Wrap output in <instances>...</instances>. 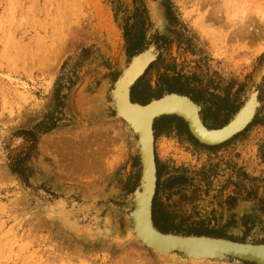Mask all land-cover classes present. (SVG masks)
Instances as JSON below:
<instances>
[{
	"label": "rangeland",
	"instance_id": "1",
	"mask_svg": "<svg viewBox=\"0 0 264 264\" xmlns=\"http://www.w3.org/2000/svg\"><path fill=\"white\" fill-rule=\"evenodd\" d=\"M158 3L168 34L146 40V0H0V264H158L143 246L112 238L123 234L117 209L137 185L138 160L123 122L95 92L151 43L159 53L132 100L182 93L221 125L264 68V0ZM263 83L244 104L254 102L252 115L259 99V113L219 145L156 121L152 216L162 231L234 241L256 229L257 240L237 241L264 245ZM123 149L127 162L115 169ZM16 160L20 174L10 168ZM155 254L163 264H195L180 249ZM221 254L196 264H261Z\"/></svg>",
	"mask_w": 264,
	"mask_h": 264
},
{
	"label": "water",
	"instance_id": "2",
	"mask_svg": "<svg viewBox=\"0 0 264 264\" xmlns=\"http://www.w3.org/2000/svg\"><path fill=\"white\" fill-rule=\"evenodd\" d=\"M146 3H147V10H148V14H149L152 26L146 32L145 39L149 40L150 37L155 32H157L160 35L167 36L168 32L166 30V25L164 22V18L162 16V12H161L158 0H155V1L146 0ZM145 45L146 47L142 51L137 52L136 54H133L132 56L129 57L128 60H125L121 63L119 74L113 82L104 81L99 86V89L95 93H100V96L102 98V108H104L110 114H112V118L120 119L123 122L124 127L126 128L128 134L131 136L132 143H133L132 151L136 155L137 160H138L139 176L137 180V185L128 195L125 196L124 205L121 208L117 209L118 213L122 215L123 222H124L123 234L119 235L116 232L112 238L118 244H127V243L134 242L139 246H143L153 255V257L156 259L158 264H163L161 258L157 254H155V252L151 250L147 245H145V243L142 242L143 239L141 238L139 234L138 223L136 221V217H134L135 211L138 209L137 197L140 195L141 192L144 191V187H143L144 186V183H143L144 176L143 175H144V167H145V157L143 155L144 146L147 147V155H148L147 158H148L150 167L152 169V174H153V180L151 184V194L148 198V206H147V221L152 227V229H154L156 232L161 233V234L163 233V234H175V235H183V236H206L210 238L228 239V240L231 238L210 236V235H204V234L202 235L185 234V233L175 232V231L165 232V231H162L154 223L153 216H152L153 215L152 214L153 198L156 193V184H157V170H156V161H155V154H154V140H155L154 124L155 122L162 117H176L182 120L183 124L186 126L187 133L199 144L208 146V147L219 145L229 140L234 135L238 134L239 132H241L247 127V125L252 121V119L259 113L258 110L260 109L262 105L259 99H258V104L255 107L253 114L244 123V125L229 132L228 135L226 136L223 135L222 138L220 137V138L211 139L205 135H201L197 133L193 127L192 119L196 121L197 126L202 130L204 134L225 129L231 123V121L236 117L237 113L241 111L247 98L252 92L255 91L258 97L259 90L257 89L256 85L261 82V79L264 76V68L257 74L252 84L249 85L245 89L244 94L240 97L241 99L240 105L234 111V113L227 119V121L222 123L219 126H213L209 120H206L203 117L202 110L204 109L205 105L196 103L189 96L182 94V93L164 90L160 96L151 97L144 103H140V102L132 100L131 98L132 87L136 84L139 78L144 74L145 70L149 67V65H151L156 60V57L159 53V50L156 48L154 44L145 43ZM151 47L153 48L154 56L146 63V65L143 67L141 72L134 77V79L131 81V84L128 86L127 92H126L127 93L126 101L128 103H130L131 105H136L139 108H149L153 110V112L150 114V117L148 119V131H147L148 136H147V141L145 142L142 140L141 132L136 130L135 127L129 126V124H127V122L124 119L118 117V115L120 114L118 112V106H117V100L115 99V93H116V85L119 82L120 75L124 71V69L127 66H130L131 63L135 60V58L138 55L144 53L147 49ZM263 86H264V83H263ZM180 99L188 102L190 105L193 106L194 114L192 116V119L186 114V112L182 108H180V104H181ZM170 102L173 104V106L170 105ZM89 108H96V107L91 106ZM235 233L237 232L233 231L232 235H235ZM232 239L234 241L239 240V241L245 242V241L254 240V239L257 240L258 238L256 235V229H255L253 232H250V234L244 240H240L236 238H232ZM175 259L176 258H174L173 260ZM173 260H169V262ZM181 264H186V263L183 262Z\"/></svg>",
	"mask_w": 264,
	"mask_h": 264
},
{
	"label": "bare ground",
	"instance_id": "3",
	"mask_svg": "<svg viewBox=\"0 0 264 264\" xmlns=\"http://www.w3.org/2000/svg\"><path fill=\"white\" fill-rule=\"evenodd\" d=\"M152 55L153 54L151 53L150 50H146L144 53L138 55L135 58V60L131 63V65L127 67L124 74L122 72L123 75L119 79V82L116 85V93H115L118 112L120 114L118 116L125 119V121L130 126L135 127L136 130L141 132L142 140L145 142L147 141V136H148L147 135L148 119L150 117V114L153 112V110L149 108H139L136 105H131L126 101V94H127L126 92L128 86L131 84V81L134 79L136 75H138L141 72V70L146 65V63L153 57ZM95 99H96V104L97 105L100 104V100H98L97 98ZM180 103H181L180 108H182L186 112V114L192 119V116L194 114L193 106L182 99H180ZM253 104L254 102L251 100L249 101L248 104L243 106L241 111L237 113L236 117L223 130L213 131L204 134L202 130L197 126L196 121L192 119L193 127L197 133L201 135H205L208 138L211 139L220 138V137L222 138L223 135L226 136L228 135L229 132L244 125V123L249 119L251 115ZM170 105L173 106L171 102ZM143 155L145 157V167H144V175H143L144 191L141 192L140 195L137 197L138 209L135 211V215H134L138 223L139 234L143 239L142 240L143 243H146V245L152 247L153 251L158 253L161 252L163 255H165L167 251L174 248L183 250L187 254V255L184 254L183 255L189 258L188 261L191 259L192 261L191 260L190 261L192 263L194 262L195 264L197 263V261H199V259L206 257H214L220 260L221 259L220 257H222L221 253H230L235 256H238L239 258H245L248 260H253L261 264H264V245L243 244L235 241H229L228 239L209 238L205 236L180 237V235H175V234H163V233L161 234L156 232L154 229H152V227L147 221V206H148V198L151 194V184L153 180V174L147 158L148 155H147L146 146H144ZM143 260L147 261L148 259L144 257ZM203 262L205 261L203 260ZM215 262L213 264H216Z\"/></svg>",
	"mask_w": 264,
	"mask_h": 264
},
{
	"label": "trees",
	"instance_id": "4",
	"mask_svg": "<svg viewBox=\"0 0 264 264\" xmlns=\"http://www.w3.org/2000/svg\"><path fill=\"white\" fill-rule=\"evenodd\" d=\"M162 120L165 122V127L166 128H170L172 125H174L175 127L178 125L180 126V128L183 130V129H186L184 126L181 125V120L178 119V118H175V117H162ZM52 128V127H50ZM50 128H47L45 129L44 131L46 130H49ZM16 168L13 166V165H10V168L12 170V172L16 173V174H20V172H22V164L19 163L18 160H16Z\"/></svg>",
	"mask_w": 264,
	"mask_h": 264
},
{
	"label": "crops",
	"instance_id": "5",
	"mask_svg": "<svg viewBox=\"0 0 264 264\" xmlns=\"http://www.w3.org/2000/svg\"><path fill=\"white\" fill-rule=\"evenodd\" d=\"M124 152H125V151H124V149H123L122 152L118 155V156L120 157V161H119V163H118L117 165H115V167H114L115 169L118 168L119 166H123L124 164H126V162H127V154L124 153ZM104 157H105V156H104ZM104 157L102 156V159H101V160L99 159V161H101V162L103 163L102 166L99 167V165H97L96 169L94 170V173H96L97 176H99V177H100V176H104L103 174L106 173V172L104 173L105 170H104V168H103V167H104V164H105V163H104V159H105ZM109 160H110V159H109ZM91 170H92V169H91ZM86 172L88 173V172H90V171H89V170H86L85 172H84V171H82V172L79 171V172H77V173H78V175L82 178V176H83ZM108 173H109V172H108ZM81 178H80V179H81Z\"/></svg>",
	"mask_w": 264,
	"mask_h": 264
},
{
	"label": "flooded vegetation",
	"instance_id": "6",
	"mask_svg": "<svg viewBox=\"0 0 264 264\" xmlns=\"http://www.w3.org/2000/svg\"><path fill=\"white\" fill-rule=\"evenodd\" d=\"M156 124H157V122H156L155 125H154V126H155V130H156ZM181 125L185 127V125L183 124L182 121H181ZM179 127H180V126H179ZM242 219H244V216H242ZM260 241H261V242H264V235L260 238Z\"/></svg>",
	"mask_w": 264,
	"mask_h": 264
}]
</instances>
